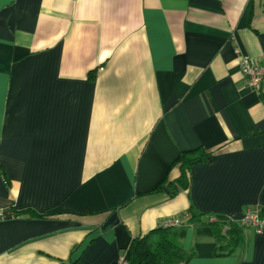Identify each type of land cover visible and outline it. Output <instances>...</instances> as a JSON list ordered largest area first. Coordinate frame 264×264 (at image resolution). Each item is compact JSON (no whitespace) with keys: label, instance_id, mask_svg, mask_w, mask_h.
Here are the masks:
<instances>
[{"label":"crops","instance_id":"obj_1","mask_svg":"<svg viewBox=\"0 0 264 264\" xmlns=\"http://www.w3.org/2000/svg\"><path fill=\"white\" fill-rule=\"evenodd\" d=\"M235 47L264 62V0H0V264H116L191 205L186 264H264V231L219 253L198 224L264 207V84Z\"/></svg>","mask_w":264,"mask_h":264},{"label":"trees","instance_id":"obj_2","mask_svg":"<svg viewBox=\"0 0 264 264\" xmlns=\"http://www.w3.org/2000/svg\"><path fill=\"white\" fill-rule=\"evenodd\" d=\"M213 154L212 150L203 147L192 150L181 151L174 161L179 167V175L166 185H162L165 178L155 189L166 188L169 193L175 194L179 188H187L189 185L191 167L195 164L209 160ZM193 217L201 214L189 207ZM25 214L33 217H45V214L38 213L32 208H24L16 211L15 214ZM260 217L264 218V207L258 211ZM207 215L204 220H199L198 224L208 228L218 241V237L225 240L218 245L219 253H228L231 248L240 242V226L235 220L222 214H213L214 220H209ZM225 231L222 232V227ZM179 227H155L149 232L133 237L128 246V258L130 264H186L193 252L185 250L177 243L174 236Z\"/></svg>","mask_w":264,"mask_h":264},{"label":"built area","instance_id":"obj_3","mask_svg":"<svg viewBox=\"0 0 264 264\" xmlns=\"http://www.w3.org/2000/svg\"><path fill=\"white\" fill-rule=\"evenodd\" d=\"M234 52L239 54L238 68L245 78L248 88L259 91L264 84V62H259L250 58L248 55L240 52L235 47ZM213 215L209 216V220H214ZM193 217L188 212H181L176 215H167L160 218L157 227H182L192 223ZM240 226H251L256 232L264 231V218L260 217L258 211L247 209L236 221ZM116 264H130L127 251L119 253Z\"/></svg>","mask_w":264,"mask_h":264},{"label":"water","instance_id":"obj_4","mask_svg":"<svg viewBox=\"0 0 264 264\" xmlns=\"http://www.w3.org/2000/svg\"><path fill=\"white\" fill-rule=\"evenodd\" d=\"M11 216V211L9 209L3 210L0 213V218H8Z\"/></svg>","mask_w":264,"mask_h":264},{"label":"rangeland","instance_id":"obj_5","mask_svg":"<svg viewBox=\"0 0 264 264\" xmlns=\"http://www.w3.org/2000/svg\"><path fill=\"white\" fill-rule=\"evenodd\" d=\"M224 231H225V226L222 227V232H224ZM223 241L225 242L224 239H222L221 237H218V243L219 244L223 243Z\"/></svg>","mask_w":264,"mask_h":264}]
</instances>
